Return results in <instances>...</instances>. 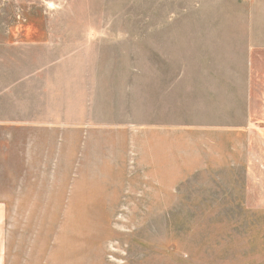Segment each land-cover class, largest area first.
Returning a JSON list of instances; mask_svg holds the SVG:
<instances>
[{
  "label": "rangeland",
  "instance_id": "1",
  "mask_svg": "<svg viewBox=\"0 0 264 264\" xmlns=\"http://www.w3.org/2000/svg\"><path fill=\"white\" fill-rule=\"evenodd\" d=\"M250 3L0 0V264H264Z\"/></svg>",
  "mask_w": 264,
  "mask_h": 264
},
{
  "label": "crops",
  "instance_id": "2",
  "mask_svg": "<svg viewBox=\"0 0 264 264\" xmlns=\"http://www.w3.org/2000/svg\"><path fill=\"white\" fill-rule=\"evenodd\" d=\"M259 5V0H251L249 15L242 21L246 25L242 27L243 34L241 35H245L246 38L239 37L233 42L232 49L226 42V56L245 57V62L242 64L244 77L238 91L239 101L236 103L238 107H235L233 111L229 106L232 88L235 85H232L229 78H226V119L231 112L239 115L237 125L226 126L228 133L238 131L239 135L252 136L264 134V15L261 16L258 11ZM4 92H0V98ZM2 118H6L5 113ZM6 215L7 201L0 197V248L5 247V233L3 231L1 233V223L4 222Z\"/></svg>",
  "mask_w": 264,
  "mask_h": 264
}]
</instances>
